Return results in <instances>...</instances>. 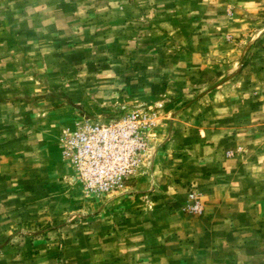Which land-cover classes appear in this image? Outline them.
Here are the masks:
<instances>
[{
  "label": "rangeland",
  "instance_id": "rangeland-1",
  "mask_svg": "<svg viewBox=\"0 0 264 264\" xmlns=\"http://www.w3.org/2000/svg\"><path fill=\"white\" fill-rule=\"evenodd\" d=\"M134 108L141 166L87 191L61 135ZM0 264H264V0H0Z\"/></svg>",
  "mask_w": 264,
  "mask_h": 264
},
{
  "label": "built area",
  "instance_id": "built-area-1",
  "mask_svg": "<svg viewBox=\"0 0 264 264\" xmlns=\"http://www.w3.org/2000/svg\"><path fill=\"white\" fill-rule=\"evenodd\" d=\"M154 124L155 113L148 108L121 112L106 122L83 117L61 135L62 153L87 191L111 193L123 187L141 166ZM189 199L188 209L201 212L202 203L194 189Z\"/></svg>",
  "mask_w": 264,
  "mask_h": 264
},
{
  "label": "crops",
  "instance_id": "crops-1",
  "mask_svg": "<svg viewBox=\"0 0 264 264\" xmlns=\"http://www.w3.org/2000/svg\"><path fill=\"white\" fill-rule=\"evenodd\" d=\"M167 145V143H165ZM162 145L160 150H156V154L154 158H152V170L153 174L158 172V174H163L167 178H173L174 180L179 181H185L190 180L191 181V163H194L191 161V157L187 158H172L171 156L166 157V148ZM165 159H163V157ZM184 163L187 164V167L189 168V171L183 170ZM174 164L175 167H172L171 165ZM181 167V168H179ZM169 174V175H168ZM138 185V184H137Z\"/></svg>",
  "mask_w": 264,
  "mask_h": 264
}]
</instances>
